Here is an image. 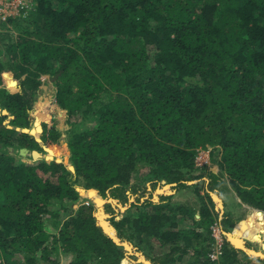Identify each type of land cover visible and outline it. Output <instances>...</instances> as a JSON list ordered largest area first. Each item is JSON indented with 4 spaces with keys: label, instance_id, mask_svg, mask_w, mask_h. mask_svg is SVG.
Segmentation results:
<instances>
[{
    "label": "trees",
    "instance_id": "16d2710c",
    "mask_svg": "<svg viewBox=\"0 0 264 264\" xmlns=\"http://www.w3.org/2000/svg\"><path fill=\"white\" fill-rule=\"evenodd\" d=\"M0 110V264H264L227 233L208 256L244 221L221 191L264 215V0H36L0 29Z\"/></svg>",
    "mask_w": 264,
    "mask_h": 264
},
{
    "label": "built area",
    "instance_id": "2783aa9c",
    "mask_svg": "<svg viewBox=\"0 0 264 264\" xmlns=\"http://www.w3.org/2000/svg\"><path fill=\"white\" fill-rule=\"evenodd\" d=\"M36 7V0H0V25L8 22L11 17L17 15H27ZM211 159V147L199 148L195 161L198 166L206 165ZM89 202V200H85ZM226 231L222 225L216 220L211 224V234L213 242L208 251V256L212 260H217L223 253V246Z\"/></svg>",
    "mask_w": 264,
    "mask_h": 264
},
{
    "label": "water",
    "instance_id": "95a60500",
    "mask_svg": "<svg viewBox=\"0 0 264 264\" xmlns=\"http://www.w3.org/2000/svg\"><path fill=\"white\" fill-rule=\"evenodd\" d=\"M56 77V76H55ZM47 81H49V80H47ZM47 81H46V83H47ZM46 83H44L43 84V87L46 85ZM0 113H8L7 111H1L0 110ZM14 117V115H11V118H13ZM35 122H37V121H35ZM10 126H12L11 124H9ZM17 128L18 129H21V130H24V131H27V132H30V133H32V134H34L35 136H36V138L41 142V144L43 145V147H46L45 145V143L43 142V140H42V138H41V136H40V133H38V134H36V132L33 130V128H30V127H26V126H24V127H22V126H17ZM40 128H41V125H40ZM20 149V153H21V155L23 156V157H26L25 155H27V153L31 150L32 151V154H33V158H31L32 160H37V159H40L41 158V156L39 155V153L41 152V150H39V149H37V148H29V147H27V146H22V147H20L19 148ZM9 150L11 151V152H14L16 149H15V147H13V146H9ZM45 159H47L46 157H44ZM47 160H58V161H64L67 165L69 164L68 163V161H71L70 160V158H68L67 160L66 159H58V158H52V159H47ZM68 167L69 168H71L72 170H75L76 168H75V165L73 164V166H70V165H68ZM194 181H196V180H194ZM163 182H166V180L164 179L163 180ZM171 186V183H166L163 187H158L157 189H156V192H155V198L157 199L158 198V193H160V192H164L165 191V189H167L168 187H170ZM91 188H93V189H95V190H97L98 191V189H96V188H94V187H91ZM91 188H86L85 186H78V189H79V191H80V193L82 192V189H85V190H88V189H91ZM99 192V191H98ZM213 195L215 196V198H217V199H219L220 197H217L216 195H215V193L213 192ZM134 199V198H133ZM221 199V198H220ZM108 200H110V201H113V202H115V199L114 198H109ZM107 201V198H101V202H102V205H104V203ZM94 202H95V204H97V205H99L98 204V202L94 199ZM124 208H126V207H124ZM101 213L103 214L102 215V218L101 219H99V222L101 223V225L104 227V229H105V231L106 232H108L109 234H110V236L112 237V238H114L116 241H118V239H117V236H116V234H115V232L112 230L113 228H112V226L109 224V221L106 219V216H108L107 214H106V212H105V210L103 209V210H101ZM98 218H99V214H98ZM226 233L231 237V240H232V242L237 246V247H240V248H242V249H244V250H246L247 252H251L250 251V249L246 246V244H245V241L246 240H243V242L241 241V240H238L237 238H236V236H235V232L233 231V232H227L226 231ZM119 242V241H118ZM124 244L127 246V248L129 249V250H132V247H133V245L131 244V243H129V242H124ZM253 255H259V256H262V257H264V251H261L260 249H257V250H255V251H253ZM140 260H143L146 264H152V262L150 261V260H148V259H146L145 257H142Z\"/></svg>",
    "mask_w": 264,
    "mask_h": 264
},
{
    "label": "rangeland",
    "instance_id": "374dc122",
    "mask_svg": "<svg viewBox=\"0 0 264 264\" xmlns=\"http://www.w3.org/2000/svg\"><path fill=\"white\" fill-rule=\"evenodd\" d=\"M10 25V26H9ZM8 26L9 27H11V24H9ZM2 26H3V24H1L0 25V29L2 28ZM48 79H52L53 80V82H54V84H55V90H54V92H53V94L51 95V97L49 98V100L47 101V102H45V103H49L52 99H53V97H54V95H55V92H56V90H57V78L56 77H53V76H51V75H45L44 76V81H45V83H46V81L48 80ZM44 88V87H43ZM54 112L57 114V121H58V123L60 124V126H61V124H62V120H60V118H59V111L58 110H54ZM11 115L12 114H10L9 116H8V118H7V122L8 123H10V120H11ZM41 125V124H40ZM35 126H37V123L36 122H34L33 124H32V126H30V128H34ZM38 133H40V131H37L36 132V134H38ZM46 144V143H45ZM46 146V145H45ZM46 149V147H43V150H45ZM63 159V158H62ZM64 160V159H63ZM69 165V164H68ZM207 166H211V167H213L214 169H216L217 170V166H215V165H213L212 163H211V159H210V162L209 163H207L206 164ZM81 186V185H80ZM83 186V185H82ZM161 187V186H160ZM159 187V188H160ZM99 193V192H98ZM100 194V193H99ZM220 194L222 195V197H223V200L225 201V207L227 208V209H232L233 211H234V214L238 217L239 216V207H238V201H239V204H244L243 202H241L240 200H238V198L236 197V195H235V191H233V189L231 190V191H229V193L228 192H226V191H221L220 192ZM101 195V194H100ZM185 195H188V194H182V195H178V196H176V198L178 197V199L179 200H182L183 198H184V196ZM101 197L102 198H105L104 196H102L101 195ZM85 198V200H91V201H94V198H90V197H84ZM84 198H82V194H81V199L79 200V203H80V201L81 200H83ZM131 199L133 200V196L131 197ZM217 199V198H216ZM219 201H221V199L219 198L218 199ZM78 203V204H79ZM105 204V203H104ZM97 205V204H96ZM74 207H77V205H73ZM221 206V202L219 203V207ZM97 207H98V209H99V211H98V214L101 212V210H105V206L104 205H102V206H99V205H97ZM244 209H248V211H249V215L247 216L246 214H245V218L248 220V221H251V223L253 222V221H260L261 223L262 222H264V215L263 214H261V213H259V212H257V211H255V210H253V209H251L250 207H245ZM126 208H122L121 210H120V212L118 213V218H120L122 215H124L125 213H126ZM105 212H106V210H105ZM246 212V211H245ZM106 214L107 215H109V213L108 212H106ZM101 217V213H100V215H99V219H101L100 218ZM245 222L246 221H244L243 223H240V227L241 226H245L244 224H245ZM252 225V224H251ZM245 227H247V226H245ZM244 240H245V238H244ZM252 241V239H249V238H247V240H246V242H247V244L251 247V248H253V246H255V244H257L258 245V247H259V249H260V244H259V242L258 241H256V240H254V241H256V243L254 242V244L251 242ZM133 251V250H132ZM131 251V252H132ZM142 251H140L139 253H141ZM142 257H145L146 259H148L147 258V256H145V255H142L140 258H139V260L142 258ZM71 258V256H70V254H66V253H62V261H61V264H65L69 259ZM149 260V259H148ZM141 261V260H140ZM143 261V260H142ZM151 261V260H150ZM152 262V261H151ZM145 264V263H144ZM152 264H159V263H152Z\"/></svg>",
    "mask_w": 264,
    "mask_h": 264
},
{
    "label": "crops",
    "instance_id": "0c3cea01",
    "mask_svg": "<svg viewBox=\"0 0 264 264\" xmlns=\"http://www.w3.org/2000/svg\"><path fill=\"white\" fill-rule=\"evenodd\" d=\"M239 200V199H238ZM81 202V201H80ZM79 203V201H77V202H74L73 203V205H77V207H78V205L80 204H78ZM238 203V207H239V219L240 220H242V219H244V221H246L245 222V226H247V227H245V226H241L240 227V223H236L235 224V226H234V232L238 235V238H241L242 239V241L244 240V238H245V240H247V238H249L248 236H252V235H254L255 234V232H258V231H260V229H261V227H260V225H261V222L260 221H253L252 223H251V221H248L246 218H242V217H245V214L248 216L249 215V211H248V209H244L245 207H249L246 203H244V204H239V201L237 202ZM76 207V208H77ZM220 208H221V211H222V213L225 211V210H227V208L225 207V202L224 201H221V206H220ZM252 208V207H251ZM253 209H255V208H253ZM246 211V212H245ZM196 216L197 217H199L200 216V214H199V212H197L196 213ZM250 216V215H249ZM243 221V222H244ZM243 222H241V223H243ZM252 224V225H251ZM250 239V238H249ZM252 242H255L256 243V241H254V240H252ZM245 244H246V241H245ZM247 246V245H246ZM255 246H257V249H259V247H258V245L257 244H255ZM248 247V246H247ZM256 249V250H257Z\"/></svg>",
    "mask_w": 264,
    "mask_h": 264
},
{
    "label": "clouds",
    "instance_id": "9594fccd",
    "mask_svg": "<svg viewBox=\"0 0 264 264\" xmlns=\"http://www.w3.org/2000/svg\"><path fill=\"white\" fill-rule=\"evenodd\" d=\"M69 151H70V149H69ZM89 200V199H88Z\"/></svg>",
    "mask_w": 264,
    "mask_h": 264
}]
</instances>
